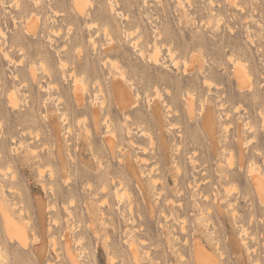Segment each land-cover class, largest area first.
Wrapping results in <instances>:
<instances>
[{
	"label": "rangeland",
	"instance_id": "obj_1",
	"mask_svg": "<svg viewBox=\"0 0 264 264\" xmlns=\"http://www.w3.org/2000/svg\"><path fill=\"white\" fill-rule=\"evenodd\" d=\"M85 1L0 0V264H264V0Z\"/></svg>",
	"mask_w": 264,
	"mask_h": 264
},
{
	"label": "bare ground",
	"instance_id": "obj_2",
	"mask_svg": "<svg viewBox=\"0 0 264 264\" xmlns=\"http://www.w3.org/2000/svg\"><path fill=\"white\" fill-rule=\"evenodd\" d=\"M85 0H74V3H75V6L77 7L78 11H80L82 13L83 9L85 10V8L82 6V3H84ZM87 1V0H86ZM85 1V2H86ZM76 9V10H77ZM29 20V19H28ZM36 24V23H35ZM35 26V25H34ZM137 41V40H136ZM157 50V49H156ZM158 51V50H157ZM160 51V50H159ZM155 54V57H157V52L154 53ZM160 54V53H159ZM143 56V55H142ZM155 60V58H153ZM177 65V63H176ZM241 68V66H238V68ZM243 68V67H242ZM242 68L240 71H237L236 72V76H237V79L241 76H244V68H243V71H242ZM32 76L33 78L35 79V75L32 73ZM235 76V77H236ZM248 77V76H247ZM245 78V77H244ZM244 78H241L237 81H239L240 84H245L246 82L244 81ZM241 80V81H240ZM245 82V83H243ZM248 84V82H247ZM245 84V85H247ZM243 87V86H242ZM250 88V87H249ZM112 93H113V96H114V101L118 107V109L120 110H129V109H132L135 105V102L133 101V97H132V94L130 92V90L128 89V87L122 82V81H114L112 83ZM15 96V95H14ZM11 97V96H9ZM12 99V98H11ZM13 101L11 100V103ZM74 102L76 104V106L78 108H82L83 107V97H82V92L81 90L78 89V87H76L75 89V93H74ZM16 103V101H14V104ZM102 107L100 108L101 110L104 109V102L101 104ZM191 105V104H190ZM189 105V106H190ZM14 106H17V104H15ZM154 111L156 112V116L158 117V106L157 104L154 105ZM136 107V105H135ZM192 107V106H191ZM190 109V108H189ZM94 113V130L97 133L100 132V121L98 120V117H99V111L97 110H94L93 111ZM193 112V111H192ZM192 112L190 113L192 115ZM190 115V116H191ZM211 122H210V119H206L205 120V126L208 128L209 127V130H211V126H210ZM59 125H55V132H56V135L58 136L57 134V130L59 129ZM108 127V126H107ZM108 130V129H107ZM69 131V129H68ZM89 131V130H88ZM113 136V135H112ZM209 136V135H208ZM115 139V137H114ZM107 146H108V150L113 153V151L115 150V141L112 139V140H108L107 142ZM148 161V160H147ZM233 161V160H232ZM146 162V161H145ZM149 162V161H148ZM146 162V163H148ZM230 162V161H229ZM232 164V163H231ZM52 170V169H51ZM253 171V170H252ZM250 172V171H249ZM253 174V173H252ZM259 175V174H258ZM261 177V176H260ZM260 177H253V184H254V187L256 188V192L259 196V198L261 200H264V179L260 178ZM264 178V176H263ZM113 179V178H112ZM114 181V180H113ZM159 181V180H158ZM157 183V182H156ZM122 184V182L120 183ZM90 186V185H89ZM103 187V186H102ZM108 186L107 185H104V187L102 188V190H108L107 188ZM116 191V190H115ZM118 195V193H117ZM116 196V195H115ZM118 199V198H117ZM106 201V200H105ZM122 201V200H121ZM172 201V200H171ZM174 203V202H173ZM3 207V206H2ZM0 209H1V213H2V216H3V220H4V227H5V231H6V234L8 235V237H10L11 240H14L16 242H18L20 245L22 246H27V242H26V234H25V229H23L22 227H18L19 225L15 222V220L8 214V212L6 211L7 209H4V208H1L0 206ZM22 214V213H21ZM165 216V215H164ZM22 226V225H21ZM69 245V244H68ZM134 252V256H135V260L136 262H138V259H137V252L136 250L133 251ZM68 254H69V257L70 259L72 260V262H75V259L74 257L72 256V254L68 251ZM183 257V256H182ZM196 261H197V264H217L216 261H214L213 258H211L209 255H207L205 252L203 251H199L196 253ZM113 262V261H112ZM76 264V263H75Z\"/></svg>",
	"mask_w": 264,
	"mask_h": 264
}]
</instances>
